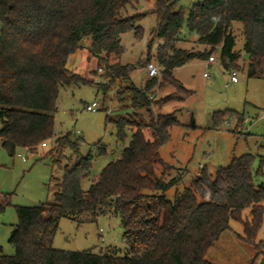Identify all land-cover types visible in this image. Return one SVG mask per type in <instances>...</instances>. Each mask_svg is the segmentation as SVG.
Returning a JSON list of instances; mask_svg holds the SVG:
<instances>
[{"label": "trees", "instance_id": "1", "mask_svg": "<svg viewBox=\"0 0 264 264\" xmlns=\"http://www.w3.org/2000/svg\"><path fill=\"white\" fill-rule=\"evenodd\" d=\"M140 0H0V139L10 157L19 151L37 154L43 143L55 139L59 146L77 149L71 134L57 137L55 114L61 89L88 82L68 69L71 55L82 49L81 42L91 40L90 53L106 65L110 85L116 81L131 83L135 66L109 64L123 55L122 36L134 32L143 38L139 25L147 14L122 18L128 6ZM179 0H155L153 14L157 23L147 46L149 58L158 41L156 62L162 69L143 88L131 86L134 111L172 101L182 104L192 95L175 77L174 70L193 61H208L219 52L226 70L241 69V53L235 50L233 24L241 23L243 51L247 56L243 70L249 79L264 81V0H199L186 13ZM195 35L204 51L178 49V43ZM170 86L184 93L183 98L167 97L154 103L156 87ZM109 85L105 86L107 90ZM135 113L115 122L117 138L124 142L127 131L131 141L121 157L109 163L97 181L83 190L82 181L90 176L95 156L79 158L66 168L52 203L19 207L18 225L9 243L15 254H4L0 246V264H210L206 256L232 222L242 223L239 239L258 248L256 239L264 221V157L254 170L255 156L234 158L226 168L210 174L206 168L183 193L173 200L167 192L177 179L158 178L156 169L165 167L160 155L171 141V131L179 126L175 114L151 116L149 122ZM235 121L234 134L241 133L244 115L216 114L214 128ZM239 130V131H238ZM107 149L97 147V155ZM1 210V207H0ZM250 218L244 219L245 211ZM101 216L119 219L126 252L107 249L70 252L55 249L54 239L60 221L68 218L78 225L94 222ZM262 245V244H261Z\"/></svg>", "mask_w": 264, "mask_h": 264}, {"label": "rangeland", "instance_id": "2", "mask_svg": "<svg viewBox=\"0 0 264 264\" xmlns=\"http://www.w3.org/2000/svg\"><path fill=\"white\" fill-rule=\"evenodd\" d=\"M193 1L199 0H179L178 8L187 13ZM154 6L155 0H140L139 4L128 6L121 13L122 18L147 14L139 23L143 29V38H137L134 32L124 34L121 41L123 55L109 61V64L135 66L131 83L116 81L110 85L105 63L90 53L91 40L88 37L82 40V49L70 56L68 69L85 79L88 84L61 89L54 133L56 137L70 133L71 139L78 143L77 149L59 146L52 139L47 141V148L41 147L37 154L19 151L12 158L2 147L0 139V246L4 254H15L9 240L19 223L17 208L52 203L65 169L72 168L79 158L92 154L95 156L92 171L82 181L83 190H88L98 180L103 169L119 159L123 149L129 145L131 131H127L124 142L119 141L115 122L133 116L134 112L139 114L138 119L146 122H149L151 116L157 117L161 114H175L179 122V126L171 131V141L160 150L166 166L156 169L158 178L167 182L174 179L178 181L167 192L169 200L190 187L204 168L214 174L219 168L228 167L234 158L246 154L255 156L254 170L259 168V158L264 157V81L249 79L246 69L243 70L247 56L243 51L241 23L233 24V34L237 41L235 50L241 53L238 62L241 69L226 70L219 60V52L214 53L212 56L216 58L215 64L193 61L175 69L174 77L192 92L185 103L172 101L154 105L151 113L145 109L134 111L131 107V91L128 88L132 85L137 88L145 86L150 79L146 70L149 63L160 68L156 62L160 43L156 41L150 58L147 51L157 23L156 16L152 13ZM184 35L187 37L184 36L178 43V49L188 52L205 50V47L196 44V37L188 33ZM232 72L238 74L239 81L236 84L231 83ZM205 74L209 77H205ZM157 79L161 82V74ZM107 85L109 88L106 90ZM184 95L170 86L156 87L151 100L158 103L170 96L183 98ZM94 102L100 105L101 110L95 113L86 111L85 107ZM229 111L244 115L243 128L238 136L234 134L237 124L235 121L224 124L220 129L214 128V116ZM1 127L0 122V129ZM99 145L106 147L105 156L97 155ZM263 183L264 172L263 175L255 177L257 186ZM243 218H250L248 210L244 212ZM230 228L210 248L206 256L208 263L264 264V221L256 239L257 245H260L258 248L239 239V236L244 235L242 223L232 222ZM53 246L55 249L70 252H99L109 248L126 252L129 249L123 239L121 223L113 216H101L94 222L82 225L63 218Z\"/></svg>", "mask_w": 264, "mask_h": 264}, {"label": "built area", "instance_id": "3", "mask_svg": "<svg viewBox=\"0 0 264 264\" xmlns=\"http://www.w3.org/2000/svg\"><path fill=\"white\" fill-rule=\"evenodd\" d=\"M216 63V58L214 56L210 57L209 60L207 61V64L209 65H212V64H215ZM146 70H147V75H148V78L152 79V78H155V77H158L161 73V69L158 68L154 63H149L146 67ZM102 71V70H101ZM205 77H209L207 74H205ZM238 74L237 72H232L231 73V83H238ZM228 87V85H226V88ZM85 110L88 111V112H91V113H95L97 111H100L101 110V107L100 105L97 103V102H94L92 103L91 105H87L85 107ZM42 147L43 148H46L47 147V143H43L42 144ZM19 157H22L20 154H19ZM25 162L27 161L26 159H23Z\"/></svg>", "mask_w": 264, "mask_h": 264}, {"label": "crops", "instance_id": "4", "mask_svg": "<svg viewBox=\"0 0 264 264\" xmlns=\"http://www.w3.org/2000/svg\"><path fill=\"white\" fill-rule=\"evenodd\" d=\"M197 1H193V3H192V6L196 3ZM191 6V7H192ZM141 8H143V7H141ZM191 9V8H190ZM188 32L187 31H185V34H187ZM192 36H194V37H196L195 35H192ZM207 62V61H206ZM113 64H117V63H113ZM175 71V70H174ZM57 138V137H56ZM48 146V145H47ZM47 148V147H46Z\"/></svg>", "mask_w": 264, "mask_h": 264}]
</instances>
